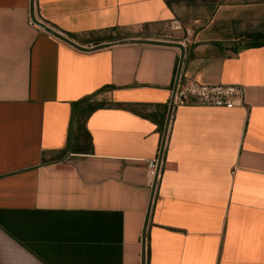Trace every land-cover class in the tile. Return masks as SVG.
Here are the masks:
<instances>
[{
	"label": "crops",
	"instance_id": "crops-1",
	"mask_svg": "<svg viewBox=\"0 0 264 264\" xmlns=\"http://www.w3.org/2000/svg\"><path fill=\"white\" fill-rule=\"evenodd\" d=\"M0 264H264V0H0Z\"/></svg>",
	"mask_w": 264,
	"mask_h": 264
},
{
	"label": "built area",
	"instance_id": "built-area-1",
	"mask_svg": "<svg viewBox=\"0 0 264 264\" xmlns=\"http://www.w3.org/2000/svg\"><path fill=\"white\" fill-rule=\"evenodd\" d=\"M173 31H180L181 25L174 21ZM187 34V33H185ZM244 88L238 84H204L195 80L183 81L178 75L172 90L173 104H194L208 107L232 108L242 103ZM146 170L149 182L156 180L161 170L159 157L146 161Z\"/></svg>",
	"mask_w": 264,
	"mask_h": 264
},
{
	"label": "trees",
	"instance_id": "trees-1",
	"mask_svg": "<svg viewBox=\"0 0 264 264\" xmlns=\"http://www.w3.org/2000/svg\"><path fill=\"white\" fill-rule=\"evenodd\" d=\"M173 3L186 2L192 4L195 0H170ZM200 1H215V0H200ZM93 94L86 96L78 101L72 103L73 115L79 114L81 117H85L97 108L103 107L106 102L96 101L93 98Z\"/></svg>",
	"mask_w": 264,
	"mask_h": 264
},
{
	"label": "rangeland",
	"instance_id": "rangeland-1",
	"mask_svg": "<svg viewBox=\"0 0 264 264\" xmlns=\"http://www.w3.org/2000/svg\"><path fill=\"white\" fill-rule=\"evenodd\" d=\"M172 30V29H171Z\"/></svg>",
	"mask_w": 264,
	"mask_h": 264
}]
</instances>
